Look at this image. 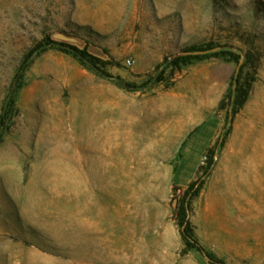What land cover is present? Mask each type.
<instances>
[{"label": "rangeland", "instance_id": "rangeland-1", "mask_svg": "<svg viewBox=\"0 0 264 264\" xmlns=\"http://www.w3.org/2000/svg\"><path fill=\"white\" fill-rule=\"evenodd\" d=\"M0 264H264V0H0Z\"/></svg>", "mask_w": 264, "mask_h": 264}, {"label": "trees", "instance_id": "trees-1", "mask_svg": "<svg viewBox=\"0 0 264 264\" xmlns=\"http://www.w3.org/2000/svg\"><path fill=\"white\" fill-rule=\"evenodd\" d=\"M40 48L41 47H38V49L33 50L29 54L28 58L32 57ZM71 50L72 52H74L76 55L80 56L83 59L89 58L87 60H89L92 64H95L97 62V59L90 57L85 50H80L76 47H71ZM190 51H202V49L193 48ZM192 58L194 57L184 56V57L176 58L174 61H169L167 59L165 63L172 66L175 65L176 67L179 68L181 67V65L190 64L189 60ZM196 59H200V57H196ZM242 73L243 71L241 72V75L236 79L237 94L235 97V111H234L235 114H237L238 111L242 109V107L247 102L250 90L252 88V84L255 81L254 77L252 76V73H249L248 75L249 77L246 79H242ZM193 186L194 185H191L190 188H192ZM188 194L189 193L187 192L186 196ZM186 196L184 197V200L180 201L176 206V216L179 222V226L182 229V235L187 245L190 248H196L197 250L204 252L203 249L198 245H196L197 247H195L194 245H192V243H190L191 241L194 242V234H193V227L189 219V205L186 204Z\"/></svg>", "mask_w": 264, "mask_h": 264}, {"label": "built area", "instance_id": "built-area-1", "mask_svg": "<svg viewBox=\"0 0 264 264\" xmlns=\"http://www.w3.org/2000/svg\"><path fill=\"white\" fill-rule=\"evenodd\" d=\"M128 64L131 65L132 64V61L131 60H128Z\"/></svg>", "mask_w": 264, "mask_h": 264}]
</instances>
